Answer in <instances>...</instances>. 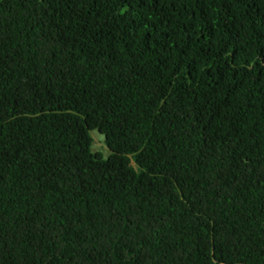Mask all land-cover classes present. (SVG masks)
Instances as JSON below:
<instances>
[{"label": "trees", "instance_id": "trees-1", "mask_svg": "<svg viewBox=\"0 0 264 264\" xmlns=\"http://www.w3.org/2000/svg\"><path fill=\"white\" fill-rule=\"evenodd\" d=\"M0 264H264V0H0Z\"/></svg>", "mask_w": 264, "mask_h": 264}, {"label": "rangeland", "instance_id": "rangeland-1", "mask_svg": "<svg viewBox=\"0 0 264 264\" xmlns=\"http://www.w3.org/2000/svg\"><path fill=\"white\" fill-rule=\"evenodd\" d=\"M90 136L94 140L93 141V151L99 152L103 156V158L106 159L110 155V152L104 143L103 136L99 135L97 131L91 132Z\"/></svg>", "mask_w": 264, "mask_h": 264}]
</instances>
